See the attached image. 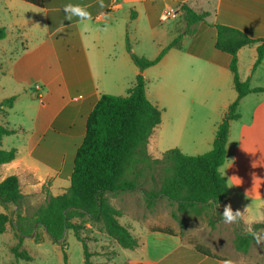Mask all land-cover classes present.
<instances>
[{"label":"crops","instance_id":"0c3cea01","mask_svg":"<svg viewBox=\"0 0 264 264\" xmlns=\"http://www.w3.org/2000/svg\"><path fill=\"white\" fill-rule=\"evenodd\" d=\"M0 2V25L7 30L0 40V100L16 95L12 107L0 113V123L17 129L3 137V148H16V155L0 166V179L17 175L24 199L32 205L45 200L46 190L57 195L70 186L76 151L95 102L121 86L128 89L141 72L127 41L136 54L156 57L182 34L179 47L169 48L159 62L142 70L146 94L158 107H163L162 99L178 97L171 107H160L176 117V124L168 127L180 121L176 130L160 122L149 139L150 153L160 157L157 141L168 135L175 136L176 146L162 148L177 147L188 155L210 150L224 111L237 98L231 55L215 47V25L264 39V0H44L42 6L24 0ZM67 4L84 7L91 19H65ZM183 4L206 14L192 34L185 31ZM260 43L238 51L239 75L252 87H264V58L254 67ZM168 78L174 84L166 87ZM238 110L220 166L229 187L221 209L230 205L248 219L253 205L258 207L255 217H263L264 91L244 95ZM127 193L109 196L121 216L134 221L127 226L139 242L133 249L116 244L117 257H125L121 264L233 263L218 252L227 245L235 249L234 224L219 220L211 226L206 214L177 212L174 217L173 209L170 216L157 215V204L166 198L149 208L141 191H136L141 198L124 196ZM153 227H168L173 233Z\"/></svg>","mask_w":264,"mask_h":264},{"label":"trees","instance_id":"16d2710c","mask_svg":"<svg viewBox=\"0 0 264 264\" xmlns=\"http://www.w3.org/2000/svg\"><path fill=\"white\" fill-rule=\"evenodd\" d=\"M42 6L44 0H24ZM185 21L186 33L192 34L196 24L204 20L205 13H199L187 4L180 8ZM215 47L231 55L229 67L233 73L237 98L224 111L218 124L213 146L210 150L197 154H184L179 148L165 150L160 157L149 152V139L162 120V109L146 94V79L142 70L159 62L171 47L181 45L182 34L176 36L154 58L140 56L132 51L127 41V49L141 72L124 95L102 94L85 123V135L78 147L71 173V184L62 193L53 195L46 190L45 200L35 206L26 205L17 175L0 179V203L5 211H0V232L10 224L18 238L11 251L19 259L31 260L32 256L20 246L26 237L36 242L44 239L40 229L64 249L65 263L66 232L71 230L82 243L84 264H95L90 250L92 237L86 234L85 224H98L116 244L133 249L138 238L127 225L120 222L121 211L109 201L110 195L121 192L142 191L147 207L152 208L161 197L175 206L172 215L185 212L194 215H209V224L214 226L222 220L221 202L229 195V187L220 166L226 160L230 123L240 116V99L250 92L264 91V87H252L250 80L241 79L238 71V51L248 45H258L254 63L257 66L264 58V39L249 36L242 30L216 24ZM7 35L6 27L0 25V40ZM16 95L0 100V113L12 107ZM16 128L0 123V166L15 158L16 148L5 149L3 137L15 133ZM219 205L214 209V205ZM264 217V207H263ZM238 223L234 236L236 250L247 253L254 239L241 230ZM259 231L264 223L253 224ZM155 231L173 233L168 227H153ZM200 249V246H197ZM204 254L219 258L210 251ZM115 258V257H114Z\"/></svg>","mask_w":264,"mask_h":264},{"label":"rangeland","instance_id":"374dc122","mask_svg":"<svg viewBox=\"0 0 264 264\" xmlns=\"http://www.w3.org/2000/svg\"><path fill=\"white\" fill-rule=\"evenodd\" d=\"M1 5L2 4L0 2V8H1ZM145 57L152 58L155 56H145ZM169 83L174 84L170 78L166 79L165 86L167 87ZM153 84L154 83L150 84V86H152ZM115 91H116L115 93L110 92V94L124 95L127 93L128 89H125L123 86H121L117 88ZM177 98L178 97L174 95L173 98L162 99L161 104L163 105V107L164 105H167V107H171L172 103L177 102ZM159 107H162V106H159ZM161 123H163L164 128H166V126L168 127L171 125H175L176 117L172 112L169 111V113L167 114L163 110ZM179 124H180V121L178 122L177 126ZM176 127H168V128H175L176 130ZM178 129H181V127L179 126ZM167 138H169V140ZM176 141L177 140L175 136H172V137L171 136L169 137V135L165 136V138H162L161 140L157 141L158 142L157 145L159 147L157 149L160 152V154H162L165 150L172 148L173 146H170L169 148L167 147L162 148V147L168 144L175 145ZM151 148H152V151L155 153L156 149H154L153 142L151 144ZM133 194H137V196L141 198V195L136 193V191H128V193L124 196H135ZM133 200L137 203L136 199H133ZM28 204L29 206H32V204H30L29 202H26V205ZM35 204L38 205L40 204V202H35ZM171 205L172 204L169 201H167V199H162L157 204L156 214L168 216V213H169V216H170L171 209H173ZM249 207L251 209V212H250L251 217H255L256 213L258 212V207L253 206V205ZM2 208L5 209L0 203V210H2ZM120 222L126 225L128 223L130 224L134 223V221L126 214L120 217ZM237 225L238 223L234 224L233 225L234 228ZM85 226L88 230V231H85V233L89 234L92 237V240L90 241L89 246H90V250H92L95 253V255L93 256V262L95 264H121L123 260L125 259V257L123 256L122 253L117 257L118 249L116 248V243L104 231L100 229V226L98 224H91L90 222H86ZM226 226H227L226 231H228V225ZM240 229L247 230L248 225H245L242 222ZM40 231H41V234L44 236V239L42 241L36 242L33 237H26L23 240V243L19 248L20 250H26L30 254V256H32V259L31 260L19 259L11 251V247L18 241V238L16 236V233L13 227L10 224H8L7 230L5 232H0V264H66L65 259H64V249L62 248V246L59 243L54 242L48 236L45 230L40 229ZM259 232L264 233V228L259 229ZM234 234L235 233L233 230V236H235ZM65 239L67 242L65 250L68 256V264H84V252H83L82 243L79 240H77V238L75 237V235L73 234L71 230L66 232ZM261 243L264 244V241H261ZM235 249L227 245L223 247V249H220V251L222 252L219 251L218 253L232 259V262H233L232 264H264V247L257 245L255 241L252 242L251 247L247 253H238L237 252L238 250L234 251Z\"/></svg>","mask_w":264,"mask_h":264},{"label":"clouds","instance_id":"9594fccd","mask_svg":"<svg viewBox=\"0 0 264 264\" xmlns=\"http://www.w3.org/2000/svg\"><path fill=\"white\" fill-rule=\"evenodd\" d=\"M63 11L65 13V19L71 20L72 17H77L79 21L85 22L91 19L90 13L80 5L67 4L64 5ZM219 205H214V209ZM221 219L225 223L237 224L244 222L248 225L247 235L251 236L257 245L264 247L261 241H264V233L255 230L252 225L258 223H264V217H249L245 219L243 212L239 209L233 210L230 205H225L223 212L220 214Z\"/></svg>","mask_w":264,"mask_h":264},{"label":"built area","instance_id":"2783aa9c","mask_svg":"<svg viewBox=\"0 0 264 264\" xmlns=\"http://www.w3.org/2000/svg\"><path fill=\"white\" fill-rule=\"evenodd\" d=\"M37 88H39V86H36Z\"/></svg>","mask_w":264,"mask_h":264}]
</instances>
